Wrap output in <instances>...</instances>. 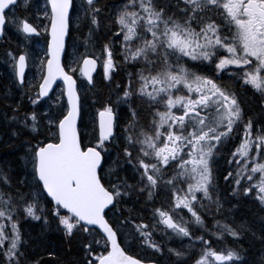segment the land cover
Listing matches in <instances>:
<instances>
[{
    "label": "snow or ice",
    "instance_id": "obj_1",
    "mask_svg": "<svg viewBox=\"0 0 264 264\" xmlns=\"http://www.w3.org/2000/svg\"><path fill=\"white\" fill-rule=\"evenodd\" d=\"M264 264V0H0V264Z\"/></svg>",
    "mask_w": 264,
    "mask_h": 264
},
{
    "label": "trees",
    "instance_id": "obj_2",
    "mask_svg": "<svg viewBox=\"0 0 264 264\" xmlns=\"http://www.w3.org/2000/svg\"><path fill=\"white\" fill-rule=\"evenodd\" d=\"M74 258H75V254L74 253H69V252H66V251H63V250H61L59 252L58 259L60 261V264H63V262L72 260Z\"/></svg>",
    "mask_w": 264,
    "mask_h": 264
}]
</instances>
